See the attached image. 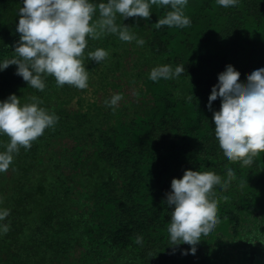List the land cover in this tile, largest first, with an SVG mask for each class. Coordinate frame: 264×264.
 I'll return each instance as SVG.
<instances>
[{
    "label": "trees",
    "instance_id": "trees-1",
    "mask_svg": "<svg viewBox=\"0 0 264 264\" xmlns=\"http://www.w3.org/2000/svg\"><path fill=\"white\" fill-rule=\"evenodd\" d=\"M22 6V0H0V61L17 56L10 37ZM150 7L148 18L116 15L142 45L101 33L87 37L83 55L88 84L99 69L101 88L109 78L120 87L117 72L129 55L136 57L143 106L133 112L84 106L85 88L57 86L50 74L41 91L27 85L15 64L0 71V100L14 93L25 103L35 95L59 117L29 149L20 146L0 173V208L10 209L0 221L10 225L0 234V264H264V151L249 165L227 160L212 125L220 101L207 107L226 67L239 73V83L264 67V0H239L238 7L188 0L184 13L191 23L182 28L157 27L168 6ZM98 19L97 9L92 21ZM97 47L113 54L95 62L87 53ZM164 63L185 71L150 80L149 70ZM8 140L0 134V150ZM189 168L212 172L222 183L228 168L235 176L212 190L219 217L214 230L196 245L195 256H181L187 245H168L166 195L171 179Z\"/></svg>",
    "mask_w": 264,
    "mask_h": 264
},
{
    "label": "clouds",
    "instance_id": "clouds-1",
    "mask_svg": "<svg viewBox=\"0 0 264 264\" xmlns=\"http://www.w3.org/2000/svg\"><path fill=\"white\" fill-rule=\"evenodd\" d=\"M188 0H22L18 9L16 31L20 33L14 51L17 56L0 61V71L15 64L16 73L27 85L43 91L45 76L52 75L57 86L65 83L84 89L88 87V71L83 63L87 37L96 38L101 33H115L123 41L136 40L143 44V38L129 30L128 25L117 24L116 15L123 18L150 17L151 5L168 6L165 15L156 21L161 25L185 27L191 23L184 8ZM223 7H238L239 0H216ZM98 9L99 19L92 21ZM90 21H92L90 23ZM95 62H100L108 52L97 47L87 53ZM185 71L184 65L164 63L153 66L148 78L174 79ZM240 75L231 66L217 77L208 96L207 107L219 100V111L212 113L214 138L223 156L229 161H240L249 165L253 158L264 151V67L251 71L245 83H239ZM120 93H113L105 103L118 105ZM59 117L41 106V99L35 95L30 102L21 103L17 95L9 94L0 100V134L9 137L4 150H0V173L5 172L19 147L25 150L31 142L43 135L46 128L53 127ZM232 168L227 169V179L212 172H197L185 169L181 177L171 179L166 203L171 206L167 224L169 243L173 249L187 245L188 251L181 256H195L196 245L202 237L208 236L218 223L217 202L213 198L216 186L226 187L234 178ZM10 209L0 208V221L9 215ZM10 225L0 223V234ZM136 243H142L137 235Z\"/></svg>",
    "mask_w": 264,
    "mask_h": 264
},
{
    "label": "rangeland",
    "instance_id": "rangeland-1",
    "mask_svg": "<svg viewBox=\"0 0 264 264\" xmlns=\"http://www.w3.org/2000/svg\"><path fill=\"white\" fill-rule=\"evenodd\" d=\"M19 36L20 33L17 31L12 33L10 37V41L12 45L16 44V42L19 40ZM128 49L134 50L133 45L130 44ZM112 54L113 51L109 50L108 55H112ZM136 61L137 59L134 55L131 56L129 55L127 57L126 64L123 66L124 68L117 72V74H121V78L116 79L115 84H118L120 87H113L112 85L113 79L109 78L108 80H106L107 83L101 88L99 81L100 78H104V76L103 75L100 76L99 69H96L93 74H90L89 77L91 84H88V87L85 88L86 90L83 93L84 106H86L87 104L88 105L92 104L93 102H96L99 106L107 105L105 103V100L110 98L113 93H120L122 97L118 102V105L115 106L116 108L127 107V112L129 111L133 112L139 106H143L140 103L141 101L140 98L142 97V95H138L139 92L138 88L140 87V82H138V78L135 76L136 69L132 68L133 63H135ZM142 70L143 71L147 70V67L144 66ZM133 75L136 77V79L135 77H133ZM130 80H134L133 83H129ZM74 102L75 101H73L72 104H74ZM85 110L86 108L83 109V111Z\"/></svg>",
    "mask_w": 264,
    "mask_h": 264
}]
</instances>
